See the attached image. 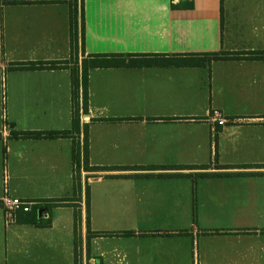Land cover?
Returning a JSON list of instances; mask_svg holds the SVG:
<instances>
[{
	"label": "crops",
	"instance_id": "1",
	"mask_svg": "<svg viewBox=\"0 0 264 264\" xmlns=\"http://www.w3.org/2000/svg\"><path fill=\"white\" fill-rule=\"evenodd\" d=\"M192 2L83 0L74 57L67 4L0 6V202L77 200L52 208L47 228L0 208L11 252L0 264H75V252L78 264H264V0ZM210 54L224 59L176 67L127 57ZM88 56L121 57L88 70L79 142L86 124L89 166L100 169L82 170L74 194L71 138L12 136L71 130L70 70L9 68L77 62L80 76Z\"/></svg>",
	"mask_w": 264,
	"mask_h": 264
},
{
	"label": "trees",
	"instance_id": "2",
	"mask_svg": "<svg viewBox=\"0 0 264 264\" xmlns=\"http://www.w3.org/2000/svg\"><path fill=\"white\" fill-rule=\"evenodd\" d=\"M174 0H171V8L177 10H191L193 8L192 0H178L177 4H173ZM67 4L69 7V31H70V49L71 55L74 57L77 55L78 50V18L80 17L81 29H82V53H83V25H84V7L83 0H81L80 7L78 0H0V6H20V5H36V4ZM120 58L121 56H88L81 62V75L77 68V62L72 67H69L70 62H39V63H21L11 64L10 71H41V70H58L69 69L71 72V96H72V126L69 131H56V132H13L14 138L21 139H57L68 137L72 140L71 147V159L74 167L75 184L73 185L74 194L80 187L78 184L81 171L91 172L97 171L100 168L90 167L88 162V125L84 124L82 127L83 140L82 145L79 142L80 133V114L86 115L88 112V70L93 68L108 67L113 64L114 61L108 60L111 58ZM128 58L136 57L137 60H129V64H145L159 63L162 65H172L176 67H202L206 64H210L212 61L224 59L216 54H210L204 56V58H197L198 56H171L165 58L163 56H127ZM72 61V60H71ZM77 61V60H76ZM120 62V61H119ZM122 64L125 63L121 60ZM81 89V101L79 96V90ZM177 170H206L205 167H179ZM215 169H225L223 167L215 166ZM221 176L219 174H199L198 177L208 176ZM75 198L72 199H60L38 202L37 205L32 206L31 210L27 213L18 211L14 217V221L18 224L34 225L36 227L47 228L51 225V210L54 207L70 206L74 209L76 206L69 203L75 202ZM85 206H86V220L89 221V193L86 189L85 193ZM0 208L2 203L0 202ZM49 218L45 219V215ZM75 227L77 222V214L75 212ZM76 247V246H75ZM75 252V264L76 261Z\"/></svg>",
	"mask_w": 264,
	"mask_h": 264
},
{
	"label": "built area",
	"instance_id": "3",
	"mask_svg": "<svg viewBox=\"0 0 264 264\" xmlns=\"http://www.w3.org/2000/svg\"><path fill=\"white\" fill-rule=\"evenodd\" d=\"M213 118L218 126L223 127L228 124V121L223 118L219 112H213ZM2 208L7 213V217L11 218L12 213L21 211L23 213H27L31 210L32 206L37 205L38 203L24 201L18 198H12L7 195L1 200ZM45 219H48L49 216L46 214Z\"/></svg>",
	"mask_w": 264,
	"mask_h": 264
},
{
	"label": "rangeland",
	"instance_id": "4",
	"mask_svg": "<svg viewBox=\"0 0 264 264\" xmlns=\"http://www.w3.org/2000/svg\"><path fill=\"white\" fill-rule=\"evenodd\" d=\"M80 116H83L80 114ZM76 200V199H75ZM17 212L12 213L11 218H7L8 221L13 220L14 221V217L16 215ZM11 254L10 252V247L5 245L4 242V230L2 231V239L0 240V257L4 258V257H9V255Z\"/></svg>",
	"mask_w": 264,
	"mask_h": 264
}]
</instances>
